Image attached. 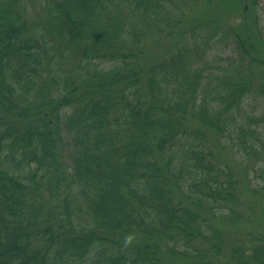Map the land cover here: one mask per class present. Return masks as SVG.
<instances>
[{"label":"trees","instance_id":"trees-1","mask_svg":"<svg viewBox=\"0 0 264 264\" xmlns=\"http://www.w3.org/2000/svg\"><path fill=\"white\" fill-rule=\"evenodd\" d=\"M260 2L0 0V264H264Z\"/></svg>","mask_w":264,"mask_h":264},{"label":"rangeland","instance_id":"rangeland-1","mask_svg":"<svg viewBox=\"0 0 264 264\" xmlns=\"http://www.w3.org/2000/svg\"><path fill=\"white\" fill-rule=\"evenodd\" d=\"M256 11L258 16V24L264 33V0H261L260 4H258ZM229 14V19L233 22H238L241 18L239 14V16L233 15L234 12H229ZM219 43L216 44L219 45L214 48L212 53H210V60L216 59L218 55L220 57H231L234 54L233 48L227 45L229 44L228 41H221ZM262 107V104L260 102H256L254 99L250 98L246 101L245 108H247V110L257 108L256 111L261 112ZM232 160L233 161L230 164H232L233 168L238 173L242 181L244 182L245 180L244 184L247 188L244 189L243 195L239 201V205L237 206L240 210L239 216H237L234 222H230V224L227 223L226 228H224L227 242H230L232 239L235 240V237H237L236 239L246 238V233L248 231H255L256 229H261L264 226V195H256L251 190H249L250 186L262 185L261 183H263L264 179L259 175L264 173V162L255 158H248L246 156L239 158L232 157ZM246 180H248V183ZM250 207L255 208L250 211ZM227 209L229 208H223L224 211Z\"/></svg>","mask_w":264,"mask_h":264}]
</instances>
